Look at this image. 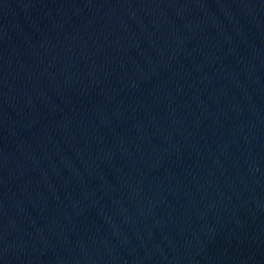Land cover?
<instances>
[{
    "label": "water",
    "instance_id": "obj_1",
    "mask_svg": "<svg viewBox=\"0 0 264 264\" xmlns=\"http://www.w3.org/2000/svg\"><path fill=\"white\" fill-rule=\"evenodd\" d=\"M0 264H264V0H0Z\"/></svg>",
    "mask_w": 264,
    "mask_h": 264
}]
</instances>
